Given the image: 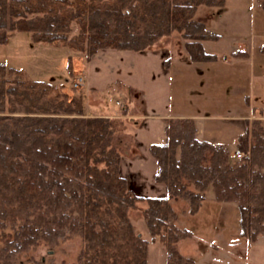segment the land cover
Listing matches in <instances>:
<instances>
[{
	"label": "trees",
	"instance_id": "trees-1",
	"mask_svg": "<svg viewBox=\"0 0 264 264\" xmlns=\"http://www.w3.org/2000/svg\"><path fill=\"white\" fill-rule=\"evenodd\" d=\"M264 10V0H256ZM226 0H0V45L8 31H29L36 43L85 52L144 51L179 32L190 60L215 62L203 41L222 36L195 19L198 7L223 8ZM79 34L69 37L72 24ZM234 56H246L235 52ZM73 59L68 70L73 73ZM85 91L70 97L57 85L26 79L0 63V264L45 242L83 241L80 264H148L150 243L166 250L165 264H198L178 244L193 233L176 224L170 200L189 201L196 214L213 186L216 200L236 202L240 235H264V128L247 123L238 139L244 156L232 163L223 145L196 138L192 119H167L166 142L150 151L156 181L168 197L136 195L121 172L116 138L121 120L86 115ZM18 113V114H17ZM180 152V157L178 153ZM191 187L194 190H191ZM141 215L151 242L137 232L130 213Z\"/></svg>",
	"mask_w": 264,
	"mask_h": 264
},
{
	"label": "crops",
	"instance_id": "crops-1",
	"mask_svg": "<svg viewBox=\"0 0 264 264\" xmlns=\"http://www.w3.org/2000/svg\"><path fill=\"white\" fill-rule=\"evenodd\" d=\"M228 1L226 0V7ZM253 2L258 5L256 0ZM213 16L214 13L208 15V18ZM196 20L204 22L209 30L222 36L219 41L202 42L208 53L218 56L215 62H192L187 50L186 54L178 55L173 47L174 34H172L160 39L154 46L144 51H111L110 53L108 50H101L90 60L86 61L83 58L82 61L78 60L73 64L74 75L86 76L84 90L87 116L109 117L121 120L123 123L122 131L118 134L123 136L122 145L116 140L122 153L121 172L127 179L129 188L138 196L168 197L165 185L155 179L159 165L150 151L152 145H162L166 142L167 119H192L197 129L196 138L201 142L223 145L231 158L238 152V139L244 133L248 122L260 120L264 128V39H259L255 28L253 29L255 34L249 38H244L245 35L242 33L226 38L222 31H217L221 25L210 27L205 17ZM185 42L186 40L182 38L184 47ZM170 47L171 52L167 50ZM217 50H222V54L220 55ZM238 51L247 55L234 56L233 53ZM170 53L177 55L172 57ZM73 54L72 52L71 57ZM132 57L141 62L137 70L143 73L142 77H138L137 85L130 77L134 66H127ZM115 60L120 61L121 64L127 63L125 70L120 69L122 73L120 78L109 77L107 68L103 67L105 62L117 63L112 62ZM149 72L158 74V78H154L151 83L147 77ZM108 90L125 91L123 106H119L118 102L122 103V101L117 100L116 105L119 106V110L94 109L91 105L98 104L100 93ZM180 201L186 206L180 211H175L179 218L178 226L192 230L193 237L190 240L193 241L196 238V230L189 225L182 227L181 219L182 217L199 219V226L206 234L202 242L209 251L212 252L216 247L217 252H220L222 250L220 245L225 242L224 218L226 215L229 216V212L225 214L223 209L234 211L235 229L239 234L241 233L237 203L217 201L213 186L206 191L205 200L195 215L189 213L190 206L187 200L178 198L170 200L172 204L181 203ZM138 226L142 237L146 238L150 235L144 219L138 221ZM263 240L264 237H261L253 245L260 244ZM251 249V247L248 251L244 249L249 259L253 255ZM148 259V264H165L166 254L162 246L158 248L157 244L150 243ZM196 261L199 264V261Z\"/></svg>",
	"mask_w": 264,
	"mask_h": 264
},
{
	"label": "rangeland",
	"instance_id": "rangeland-1",
	"mask_svg": "<svg viewBox=\"0 0 264 264\" xmlns=\"http://www.w3.org/2000/svg\"><path fill=\"white\" fill-rule=\"evenodd\" d=\"M213 13L214 16L208 18V15H212ZM201 17H205L207 19V23L210 27H214V25L218 24L221 25V27L218 28L217 31H222V33L225 34L226 38H229L232 35H236L237 33H242L245 35L244 38H249L252 34L256 33L259 35V39H264V10H262L258 5H255L253 0H229L227 7L225 6L223 9L201 6L199 12L195 16V19H199ZM254 28L255 33L253 30ZM8 34V43L5 45H0V63H6L9 67H15L22 70L26 79L44 81L49 84L57 85L70 97H73L75 94H79L81 91H85L84 87L86 85V81L83 86L76 89L73 86L76 75H70L68 70V58L71 57L72 52L74 53L72 55V64H74L75 61L78 60L82 61L83 58L88 61L89 58L85 52H75L72 50L70 51L69 48L62 47L61 45L57 46L46 43H36L32 40L31 32L29 31L10 30L8 31ZM77 34H79V27L74 23L72 24L71 32H69V37H73ZM173 34V47L177 51V54H186V49L182 43V35L177 31ZM106 50H108L110 53L111 51H120L114 49ZM167 50L171 52V47L167 48ZM217 51L220 55L223 52L222 50ZM115 54L117 55L118 53ZM176 55L171 56L175 57ZM132 58L133 59H131L128 65L127 63L121 64V62L117 60L112 61L117 63H102L104 64L103 67L107 68L109 77L115 78L121 77V68L125 70L124 67L126 65L128 67L134 66V70L132 71L133 74L130 77L134 81L135 85H137L138 77L143 76V73H139V71L137 70L139 69L141 62H138L135 57ZM147 77L149 78L151 83L154 78H158V74H152L151 72H149ZM152 87L153 86H150V88ZM124 93V90L105 91L103 93H100V102L98 104L91 105L90 103V105L94 109H97L99 111L119 110V106L121 105L122 107L124 103ZM96 100L94 101V103H96ZM117 100L122 101V103L118 102L119 106L116 105ZM116 140H119L118 142H121L120 144L122 145L123 136L117 135ZM250 155V153H248L247 155L244 154V156L247 157H250ZM178 157H180V152L178 153ZM230 160L232 161V163H235V161H239L240 159L236 156H233L232 158L230 157ZM191 190H194V188L191 187ZM171 205L176 212L180 211L182 207L186 206L184 202L178 204L171 203ZM138 206L139 208L137 210L131 211L130 216L133 224L137 229V232L139 233L141 229L138 226V221L141 222V219H143L141 210L145 208L147 204L139 203ZM211 209L222 210L220 208ZM223 210L225 214L226 212H229V216L226 215V218H224L225 242H221L222 245L220 246L222 250L220 252H217L216 247L213 248V253L207 249L205 243L202 242V239L206 237V234H204L203 229L199 226V219L196 220L191 217H182L181 225L182 227H184V225H189L196 230V238L193 240L196 243H192L193 241H191L190 239H186L183 242L181 241L182 243L179 245L180 252L185 256L193 257L194 259L198 260L199 264H207L208 262L209 264H248L250 262L254 264H264V240L261 241L260 244L253 245V243H251L247 238L242 237L235 229L236 224L233 219L234 211L227 208ZM176 219L177 224V222L179 221L178 215ZM190 231L192 232V230ZM261 237H264V235L259 236V238ZM145 239L151 242L150 235L146 236ZM155 244H157V247L160 248V244ZM82 247L83 241L79 237L67 241H61L54 248H51L45 242H43L40 244V246L32 248L28 252H23L18 255L15 259V264H80L79 256ZM250 247L252 248L251 253L253 254L251 259L248 258V254L246 253V251H248ZM162 250L164 254H166V250L163 246ZM153 258L157 259V257Z\"/></svg>",
	"mask_w": 264,
	"mask_h": 264
},
{
	"label": "built area",
	"instance_id": "built-area-1",
	"mask_svg": "<svg viewBox=\"0 0 264 264\" xmlns=\"http://www.w3.org/2000/svg\"><path fill=\"white\" fill-rule=\"evenodd\" d=\"M85 81H86V77L85 75L81 74L79 76H77V78L75 79L74 83H73V86L78 89L79 87L83 86L85 84ZM237 157L239 159L243 158L244 157V154L243 153H238L237 154Z\"/></svg>",
	"mask_w": 264,
	"mask_h": 264
}]
</instances>
